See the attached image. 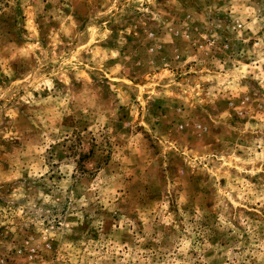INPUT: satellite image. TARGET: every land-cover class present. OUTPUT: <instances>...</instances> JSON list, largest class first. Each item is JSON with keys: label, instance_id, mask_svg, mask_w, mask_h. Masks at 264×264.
<instances>
[{"label": "rangeland", "instance_id": "obj_1", "mask_svg": "<svg viewBox=\"0 0 264 264\" xmlns=\"http://www.w3.org/2000/svg\"><path fill=\"white\" fill-rule=\"evenodd\" d=\"M0 264H264V0H0Z\"/></svg>", "mask_w": 264, "mask_h": 264}, {"label": "trees", "instance_id": "obj_2", "mask_svg": "<svg viewBox=\"0 0 264 264\" xmlns=\"http://www.w3.org/2000/svg\"><path fill=\"white\" fill-rule=\"evenodd\" d=\"M87 155L86 154H84V155H80V158H79V162L81 161V160H83L85 157H86ZM79 162H78V165H79ZM82 166V164H80V167ZM83 171V170H82Z\"/></svg>", "mask_w": 264, "mask_h": 264}]
</instances>
